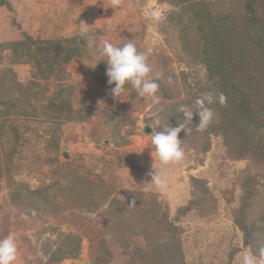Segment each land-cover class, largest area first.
Listing matches in <instances>:
<instances>
[{
	"label": "rangeland",
	"instance_id": "obj_1",
	"mask_svg": "<svg viewBox=\"0 0 264 264\" xmlns=\"http://www.w3.org/2000/svg\"><path fill=\"white\" fill-rule=\"evenodd\" d=\"M236 1L223 0L232 15L239 12ZM4 2L0 239L14 237L13 264H42L54 241L67 234L82 242L77 262L66 264H242L244 255L264 249V126L240 115L237 122L233 103L214 102L207 105L213 117L206 129L198 130L194 113L188 131L179 133L181 161L161 164L150 145L152 132L183 122L179 105L198 111L197 98L223 92L219 75L211 77L202 61L184 53L182 40L192 33L179 8L157 0ZM151 11L161 19L149 18ZM106 40L134 43L147 54L149 76L160 85L155 99L127 84L113 97L100 52ZM262 55L246 50V67L238 73L257 118L264 114ZM172 103L176 111L167 117L163 109ZM120 137L125 142L117 145ZM156 172L166 178L165 187L151 182L149 173ZM62 188L57 206L54 197L42 202ZM83 203L92 210L80 208Z\"/></svg>",
	"mask_w": 264,
	"mask_h": 264
},
{
	"label": "trees",
	"instance_id": "obj_2",
	"mask_svg": "<svg viewBox=\"0 0 264 264\" xmlns=\"http://www.w3.org/2000/svg\"><path fill=\"white\" fill-rule=\"evenodd\" d=\"M157 1L159 3L170 4L173 9L179 8L183 15H185L188 24V27L187 25L186 27L191 30L192 36H184L182 40L183 51L185 54L187 53L190 60H196V62L202 61L207 67L211 77L219 75V78L221 79L220 85L223 87L222 93L226 97V104L233 103L230 115L235 116L237 122L239 120L238 116L240 115L243 117V122H248L249 118L251 121L255 120L254 123L256 125L254 124V126L257 128L264 126V114L260 118H257V112H253L249 107L250 101L252 100L249 98L248 91L242 90L245 76L238 75L239 70L246 67V62H242L246 50L253 52L255 50V53H261L264 55V0H237L236 2L239 3L237 4L239 12H234L233 15L231 14L229 7L224 9L223 0ZM0 2L5 3L4 0H0ZM219 3L221 4L218 7ZM200 6L202 7L201 10H199ZM176 15L177 12L171 10L172 19ZM248 40H251V46L247 45ZM61 42L57 40L54 43ZM59 49L63 50L64 48L61 45ZM70 51H76V49L72 48ZM56 58V56L51 58L52 64L55 62ZM1 97L0 94V98ZM236 99L239 100L237 103ZM175 104L176 103L167 105L165 106V109H163L164 112H167V117L170 116L169 113L173 110V107L176 111ZM222 107H225V104L222 105ZM163 111L160 114H163ZM226 112L227 110L224 108L223 115H220V120ZM160 117L161 118L159 119L162 120L165 115H161ZM55 124L56 121L54 120V125ZM238 124L239 123H236V125ZM119 129L120 128L117 127L115 130L117 135L120 133ZM116 133L114 132V134ZM120 138L121 140L115 141L117 145L125 142V140H122V137ZM262 148L264 151V145ZM58 173L63 172L59 171ZM55 184L57 188L59 184L57 182H55ZM46 187H48V185H46ZM203 187H205V184H203ZM64 190L65 188H62L61 190L52 189V191H55V194H44L42 202L48 204V197H54L55 204H59ZM38 194V189L34 192H30V196H37ZM54 199H51V201L53 202ZM83 206L88 210H92L90 205L88 206L84 203L81 206L79 205L80 208H83ZM72 221L75 225V221ZM136 229L137 228L134 230ZM176 229L177 227L172 224L170 232H174ZM243 230L245 231L246 243H249L248 239H250L251 235L245 228H243ZM132 231L126 229L124 232L131 233ZM258 231L261 230L258 229L255 231L254 235H257V233L259 234ZM174 234L175 233H171L170 237H173ZM81 242L82 238L77 234H67L60 237V239L55 240L53 246L48 249L46 253L47 258L42 264H66L64 260L78 258ZM153 247L161 248L164 246L156 245ZM156 248H151V250ZM167 255L170 259L176 257L170 250L167 251ZM175 263L176 261H174V264Z\"/></svg>",
	"mask_w": 264,
	"mask_h": 264
},
{
	"label": "clouds",
	"instance_id": "obj_3",
	"mask_svg": "<svg viewBox=\"0 0 264 264\" xmlns=\"http://www.w3.org/2000/svg\"><path fill=\"white\" fill-rule=\"evenodd\" d=\"M118 0H113V4H117ZM149 18L160 20L159 12L151 11L148 13ZM82 31H87L83 29ZM101 55L106 57L107 83L113 85L111 92L113 97H118L125 91V85H131L141 97L156 98L159 90V83L156 79L150 78L151 67L148 64L147 54L137 49L134 43L128 42L120 46L114 45L109 41H104ZM90 67L95 68L96 64ZM214 102L221 105L226 103V97L220 93L218 97L211 94L197 98L195 104L198 111H193L189 106L179 105L177 111L183 113V122H179L178 126L165 128L160 132H154L151 135L150 145L155 149V157L159 159L161 164L168 165L176 163L184 158V152L181 147L179 133L184 130L188 131L186 125L189 121H193L194 113L199 115L198 130H204L211 123L213 111L207 106ZM152 181L157 187H165L166 178L162 177L158 172L149 173ZM17 259V245L14 237L11 235L0 239V264H13ZM242 264H264V249L257 254L249 253L243 256Z\"/></svg>",
	"mask_w": 264,
	"mask_h": 264
},
{
	"label": "crops",
	"instance_id": "obj_4",
	"mask_svg": "<svg viewBox=\"0 0 264 264\" xmlns=\"http://www.w3.org/2000/svg\"><path fill=\"white\" fill-rule=\"evenodd\" d=\"M81 247V246H80ZM80 253H81V249H80V251H79V254L78 255H80ZM79 258H76V259H69V260H71V263H73V262H77V260H78ZM66 263V262H65Z\"/></svg>",
	"mask_w": 264,
	"mask_h": 264
}]
</instances>
